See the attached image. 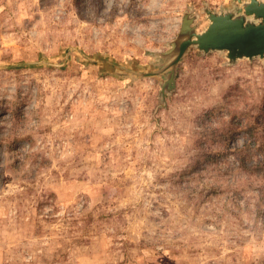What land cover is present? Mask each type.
Returning <instances> with one entry per match:
<instances>
[{
	"label": "rangeland",
	"instance_id": "374dc122",
	"mask_svg": "<svg viewBox=\"0 0 264 264\" xmlns=\"http://www.w3.org/2000/svg\"><path fill=\"white\" fill-rule=\"evenodd\" d=\"M236 4L0 0V264H264V60L116 73Z\"/></svg>",
	"mask_w": 264,
	"mask_h": 264
},
{
	"label": "water",
	"instance_id": "95a60500",
	"mask_svg": "<svg viewBox=\"0 0 264 264\" xmlns=\"http://www.w3.org/2000/svg\"><path fill=\"white\" fill-rule=\"evenodd\" d=\"M236 5L219 10L202 9L207 24L198 29L199 15L185 12L179 31L167 43V50L156 53L157 61L150 63V71H137L119 66L118 75L137 76L161 75L158 97L164 103L165 96L175 89V76L179 62L190 48L208 54H222L228 65L238 60H264V0H236Z\"/></svg>",
	"mask_w": 264,
	"mask_h": 264
},
{
	"label": "trees",
	"instance_id": "16d2710c",
	"mask_svg": "<svg viewBox=\"0 0 264 264\" xmlns=\"http://www.w3.org/2000/svg\"><path fill=\"white\" fill-rule=\"evenodd\" d=\"M240 160H241V165H243V166H244V159H243V158H241ZM253 166H257V165H251V167H253ZM247 168H248V167H247Z\"/></svg>",
	"mask_w": 264,
	"mask_h": 264
}]
</instances>
